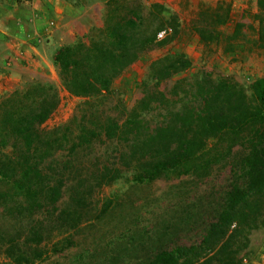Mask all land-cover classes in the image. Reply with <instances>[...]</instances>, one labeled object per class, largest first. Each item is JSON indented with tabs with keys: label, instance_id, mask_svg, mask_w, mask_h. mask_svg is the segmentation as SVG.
<instances>
[{
	"label": "trees",
	"instance_id": "trees-1",
	"mask_svg": "<svg viewBox=\"0 0 264 264\" xmlns=\"http://www.w3.org/2000/svg\"><path fill=\"white\" fill-rule=\"evenodd\" d=\"M224 4L201 8L196 22L213 19L217 27L227 23L230 5ZM223 7L226 10L222 13ZM257 16L260 40H264V0L258 1ZM152 18L157 24L147 25ZM169 26L161 11H152L144 18L136 0H109L104 24L89 43L79 40L62 47L56 56L65 86L87 98L62 127H42L60 101L52 84L32 82L1 99L0 173L8 174L11 186L0 197L19 199L25 214L23 233L12 236L6 249L18 264L42 258L44 242L77 228L96 190L126 171L134 169V180L139 183L199 172L208 175L218 163L211 152V140L241 136L247 131L249 136L243 142L248 146L242 144L232 158L244 176L226 192L227 207L217 219L204 222L201 240L192 239L191 245L178 248L162 245L141 264L242 263L240 247L206 249L198 245H216L224 240L228 227H239L238 208L264 193V78L254 81L248 106L242 91L228 82H218L216 104L200 106V123L187 134L182 110L167 109L164 92L158 89L160 82L186 67L183 56L168 55L152 62L155 83L137 105L128 109L115 97L112 83L143 53L166 44L173 37V29L161 37L159 33L168 32ZM216 32L220 36L217 39L226 41V51L236 50L233 40L242 33L239 22L228 35ZM7 146L14 149L12 162H6L3 154ZM67 192L70 204L62 207Z\"/></svg>",
	"mask_w": 264,
	"mask_h": 264
},
{
	"label": "rangeland",
	"instance_id": "rangeland-1",
	"mask_svg": "<svg viewBox=\"0 0 264 264\" xmlns=\"http://www.w3.org/2000/svg\"><path fill=\"white\" fill-rule=\"evenodd\" d=\"M9 1L20 3L22 0H0V101L32 82L52 84L59 92L60 101L42 127H62L87 98L72 93L65 86L56 56L62 47L79 40L89 43V39L97 34L95 30L104 24L109 0L91 8L90 0H85L82 5L88 11L83 18H88L92 27L82 33L84 23L81 18L75 20L76 38L68 44H36L33 39H23L28 30L34 37L35 28L20 23L17 11L8 8ZM136 1L144 18L152 11H161L170 25L164 35L172 31L173 37L166 44L143 53L120 71L112 83L116 98L123 100L128 109L133 108L155 83L152 62L175 54L183 56L186 67L160 82L158 89L164 92L167 109L182 110L185 133L192 132L200 123L201 105L216 104L218 82H228L242 91L248 106L254 81L264 78V40H260L258 32L259 0ZM220 2L230 5L227 23L217 27L213 19L196 22L201 8L214 9ZM225 10L223 7L220 12ZM45 14L42 19H46ZM146 22L155 26L158 21L152 18ZM237 22L242 27V33L233 40L237 48L226 51V41L217 39L220 36L216 31L228 35ZM41 25L42 29L46 28V22L42 21ZM58 34V40H63L64 35L70 37L67 29H58ZM248 136L245 131L241 136L211 140V152L216 154L218 163L208 175L199 172L139 183L134 180V169L126 171L120 178L96 190L93 203L83 212L82 223L44 242L40 247L43 257L31 264H141L162 245L178 248L179 245H191L192 239L201 240L204 222L217 219L227 207L226 192L244 176L236 170L232 158L241 150L242 144L248 146L243 142ZM3 154L6 162L13 161L15 153L11 146H7ZM7 176L0 173V193L11 186ZM69 200L67 192L60 205L68 206ZM19 205V199L0 197V264H18L6 249L10 246V238L24 231L25 214ZM12 208H16L13 214L10 213ZM236 218L239 227H228L225 239L220 243L198 246L206 249L240 247L241 264H264V193L247 199L238 208ZM69 240L72 245H67ZM19 248L20 245L16 250Z\"/></svg>",
	"mask_w": 264,
	"mask_h": 264
},
{
	"label": "crops",
	"instance_id": "crops-1",
	"mask_svg": "<svg viewBox=\"0 0 264 264\" xmlns=\"http://www.w3.org/2000/svg\"><path fill=\"white\" fill-rule=\"evenodd\" d=\"M105 1L106 0H90L88 5L91 8L94 4L104 3ZM84 2L85 0H79L77 3L73 0H22L20 3H12L9 1L8 8H11L12 11H17L20 23L23 22L33 25L35 28L36 35L34 34V37L30 36L32 33L28 30L24 38L22 37L23 39H33V42H36V44H68L74 42L76 38L75 20L81 18V21L84 23H82L84 29L82 33L88 32L92 27L93 23H91L88 18H83V15L87 14L88 11L85 5H82ZM44 13H46V19L41 18L44 16ZM42 21L46 22L45 29L41 27L43 26L41 25ZM62 28L70 31V37L68 34L61 38L63 40H58V29ZM77 32L78 34H82L79 31Z\"/></svg>",
	"mask_w": 264,
	"mask_h": 264
},
{
	"label": "built area",
	"instance_id": "built-area-1",
	"mask_svg": "<svg viewBox=\"0 0 264 264\" xmlns=\"http://www.w3.org/2000/svg\"><path fill=\"white\" fill-rule=\"evenodd\" d=\"M166 32V30H164V31H161L160 33H159V36H162V35H164V33Z\"/></svg>",
	"mask_w": 264,
	"mask_h": 264
}]
</instances>
